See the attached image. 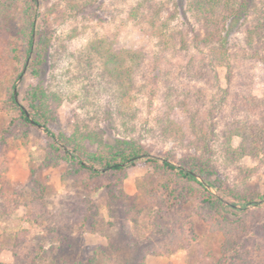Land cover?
Masks as SVG:
<instances>
[{"label": "rangeland", "instance_id": "374dc122", "mask_svg": "<svg viewBox=\"0 0 264 264\" xmlns=\"http://www.w3.org/2000/svg\"><path fill=\"white\" fill-rule=\"evenodd\" d=\"M19 1L25 4V0ZM261 2L264 5V0ZM140 3L142 9L131 15V11ZM188 3L189 0H39L35 20L44 29L45 38L50 39L41 74L42 85L51 96L52 108L61 100L55 109V122L51 128L57 135H71L77 127L84 132L99 131L113 143L118 139L134 138L154 156L165 158L166 154H172L178 160L196 153L190 143L195 137L188 128V116L179 108H172L169 105L171 101H167V80L172 78L171 85L177 88V93L202 87L206 103L201 110V118L208 115L211 103L221 105L217 110H212L213 118L222 120L219 130L213 134L211 152L207 153L209 157L212 155V177L222 179L226 185L238 188L249 186L264 194V157L245 156L238 161L232 160V155L230 157L227 153L226 141L220 137V130L225 126L223 118L230 119L237 94L251 92L262 97L261 101L264 102V64L258 63L250 68L234 59L231 68H210L205 80H195L185 75L179 78L177 69L171 75H166L165 72L169 70L167 62H183V57L180 54L176 56L175 49L162 51L143 14L149 9L148 6L154 5L161 10L162 18L168 17L170 12L175 13L169 22L173 27L195 24L193 15L188 11ZM19 9L18 5L14 10L8 7L3 15L5 25L0 26V51L10 45L16 47L19 56V60L12 62L7 59L0 66V106L6 93L17 88L19 101L26 108V92L31 84L39 82L32 77L30 67L36 57L39 35H34V45L26 58L25 20L16 15ZM107 39L116 40L118 48H146L144 65L136 72L132 96L127 99L107 84L106 76L102 75V60L90 49L93 41L107 43ZM229 43L235 52L244 45L243 33H232ZM223 90H227L224 98L221 96ZM261 105L246 114L261 119L264 104ZM165 113L177 123L171 129L172 133L166 132L161 122ZM13 116V112L0 108V137L5 136L0 147V200L9 209V214L0 218L2 240L10 239L11 234L18 236L26 246L43 248L48 252L46 257L56 258L55 262L65 255L85 261L95 247L108 244V235L118 238L132 235L145 239L153 234L144 245L157 252L176 247L174 238L177 235L172 233L173 230L180 233L193 228L196 237L190 240L189 246L185 241V248L172 249L170 254L149 253L146 264L222 263L224 236L206 224L195 207L177 218L164 220V227L171 237L156 230L152 233L154 219L150 214H143L138 225L126 217H110L108 189L103 187L97 190L94 182L83 183L80 174L69 172V164L62 160L64 152L54 149V140L48 137L43 126H21L17 123L11 127ZM182 128L185 130L184 138L179 136V129ZM239 144L240 137L233 136L232 148H237ZM151 172L152 169L143 161L129 166L123 182L126 194L135 195L138 185ZM97 182H100V186L108 184L104 179ZM211 191L214 195L218 194L215 189ZM35 213L54 214L56 219L52 227H59L65 239L58 240L61 236L57 232L51 235L35 224ZM82 217H87L85 227L80 224ZM240 217L248 220L250 225L249 238L245 243L242 241L245 245L243 252H249L256 264H264V228L261 229L264 208L251 207L249 214H241ZM70 225L74 228L72 231ZM66 239L70 245L64 248ZM6 246L9 244L6 243ZM16 262L17 258L11 250L0 249V263ZM25 263L33 264L31 259H25ZM227 264L241 263L235 256Z\"/></svg>", "mask_w": 264, "mask_h": 264}, {"label": "trees", "instance_id": "16d2710c", "mask_svg": "<svg viewBox=\"0 0 264 264\" xmlns=\"http://www.w3.org/2000/svg\"><path fill=\"white\" fill-rule=\"evenodd\" d=\"M16 5L20 7L16 15H20L25 20L26 58L29 57L34 45V35H39L36 42V57L30 64L32 77L39 82L29 86L25 98L26 108L16 99L14 88L6 93L0 108L8 109L15 114L10 126L17 123L21 126H43L48 137L54 140V149L64 152L62 160L69 164V172L80 174L85 184L94 182L97 190L103 187L108 189L107 205L110 217L115 219L126 217L128 221L138 225L143 214H150L154 219L152 233L156 230L159 234L163 232L165 234L162 235L171 237L169 230L164 227V220L177 218L191 207H195L202 220L224 236L220 264H227L228 260L235 256L241 264H256L249 252L247 254L243 252L245 245L242 241L244 240L245 243L249 238L250 225L248 220L240 216L249 214L250 208L254 206L263 209L264 194L249 186L238 188L226 185L220 178H213L212 155L211 157L207 155L211 152L210 143L214 140L213 134L219 130L222 122L214 119L212 115V110L221 107L220 103H211L208 115L201 118V110L206 103L202 87L177 93V88L171 85L172 78L167 80V101H171L169 105L172 108L177 107L188 116L190 120L188 128L195 137L190 143L196 153L187 154L178 160L172 154H166L165 158L154 156L134 138L118 139L113 143L105 139L102 132H84L78 127L71 135L66 133L57 135L51 125L55 122V109L61 100L55 108H52L51 96L42 85L41 74L50 39L45 38L44 29L40 28L35 20L39 0H25L24 5L19 0L0 1V26L5 25L4 12L8 7L14 10ZM81 6L84 7L83 4ZM141 7L142 3L131 11V15L141 10ZM148 7L143 19L151 25V32L157 37L162 51L175 49L176 56L180 54L183 57V62H167L169 70L165 74L168 76L177 69L179 71L176 75L179 78L180 75H185L195 80H205L210 68H231L234 59H238L250 68L258 63L264 64V5L261 0H189L188 11L193 15L196 25L188 23L186 26L176 27L169 23L174 18V12L162 18L161 10L156 9L154 5ZM235 31L243 33L244 45L233 52L229 42L230 36ZM90 49L102 60V75L106 76L107 84L115 88L122 98L131 97L136 72L144 65L146 59V48H118L116 40L107 39V43L102 40L93 41ZM7 59L12 62L19 60L16 47L8 45L4 51H0V66ZM226 91L223 90L222 98L227 95ZM235 97L237 102L230 113V119L223 118L225 126L220 130V137H223L227 143V153L230 157L232 155V160L237 161L245 156L263 158L264 116L261 119H254L252 114H246L264 104L261 101L262 97L251 92H243ZM161 122L166 127L165 131L170 133L177 124L167 113L164 114ZM179 131H181L180 138L182 136L184 138L185 130L182 128ZM235 135L240 137V144L237 148H232L231 138ZM4 137H0V147ZM138 161L145 162L152 172L143 183L138 185V192L135 195H128L123 187L124 175L128 167ZM195 173L205 182L199 180ZM102 179L108 181V184L100 186V182L97 181ZM209 186L218 194L214 195ZM1 202L2 199L0 218H3L9 214V209ZM87 217H82L80 220L81 227L86 226ZM55 219L56 216L52 213L45 215L35 213L33 221L51 235L57 232L58 236H61L58 240L65 239L59 227H52ZM110 224L114 223L110 222ZM69 227L71 231L74 229L72 225ZM263 228L262 223L261 229ZM172 233L177 235V238H174L176 247H173V250L185 248L183 244L185 241L189 246L190 240L196 237L193 228L180 233L173 230ZM151 235L153 234H149L145 239L132 235L125 238L108 235V244L95 247L85 261L64 254L65 256H61L55 262L56 258L46 257L48 252L43 248L34 249L26 246L22 238L12 234L10 239L0 238V249L11 250L17 258L15 264H26L25 259H31L33 264H41L40 260H43L41 261L43 264H146L149 253L166 255L173 252L171 248L157 252L149 250L148 245L144 243L148 242ZM6 243L9 246H6ZM67 245H70L68 239L64 248Z\"/></svg>", "mask_w": 264, "mask_h": 264}, {"label": "water", "instance_id": "95a60500", "mask_svg": "<svg viewBox=\"0 0 264 264\" xmlns=\"http://www.w3.org/2000/svg\"><path fill=\"white\" fill-rule=\"evenodd\" d=\"M28 63H29V62H27V65H28ZM27 65H26L24 71H26V69H27ZM21 78H22V75L20 76V79H21ZM15 96H16V99L19 101L17 88H15ZM195 175L199 178V180L205 182L204 179H203L202 177H199V175H197L196 173H195ZM209 189L213 190L212 187H210V186H209Z\"/></svg>", "mask_w": 264, "mask_h": 264}]
</instances>
